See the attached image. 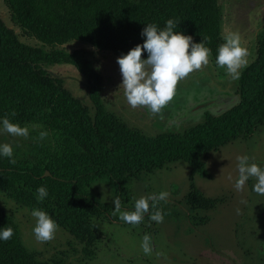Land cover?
I'll list each match as a JSON object with an SVG mask.
<instances>
[{
	"label": "trees",
	"instance_id": "16d2710c",
	"mask_svg": "<svg viewBox=\"0 0 264 264\" xmlns=\"http://www.w3.org/2000/svg\"><path fill=\"white\" fill-rule=\"evenodd\" d=\"M5 5L12 21L42 46L78 42L118 58L143 43L144 25L163 28L169 19L177 23L174 31L196 43L203 39L214 60L224 43L218 0H5ZM57 65L72 66L84 78L90 107L47 71ZM101 84L94 67L76 53L26 45L0 19V118L29 132L12 147V162L0 157V194L19 207L47 212L84 262L94 258L101 239L94 222H121L98 203L93 186L99 181L112 184L121 210L132 211L131 183L184 162L190 170L189 188L175 204L192 227L209 223L201 214L221 201L203 196L193 177L206 176L212 154L251 140L264 127V31L256 37L253 60L240 74L235 104L219 114H204L201 123L180 133L151 138L131 128L101 105ZM41 132L47 133L43 139ZM42 186L48 196L38 201ZM157 208L163 220L174 218L166 201ZM155 210L150 208L141 223L155 227L148 218ZM5 226L13 229V236L0 241V264H48L22 246L17 225L0 209V227Z\"/></svg>",
	"mask_w": 264,
	"mask_h": 264
},
{
	"label": "rangeland",
	"instance_id": "374dc122",
	"mask_svg": "<svg viewBox=\"0 0 264 264\" xmlns=\"http://www.w3.org/2000/svg\"><path fill=\"white\" fill-rule=\"evenodd\" d=\"M218 5L222 14L223 37L230 33L239 35L241 46L248 51L247 63L239 70L241 74L254 58L256 37L264 31V0H218ZM0 19L22 43L47 52L76 53L93 66L102 78L101 105L146 137L152 138L167 131L183 132L201 123L204 114L222 113L236 102L234 92L239 78L233 79L209 55L207 65L177 82L173 99L160 113L152 114L141 107L132 108L121 86L117 57L78 42L61 47L42 46L12 21L5 0H0ZM47 71L61 79L74 98L90 107L85 80L72 66L57 65ZM19 139L20 136L0 133V143L12 147L19 145ZM240 156H248L250 163L264 168V127L251 140L235 142L212 154L205 166L206 176L193 177L194 187L203 196L221 201L215 209L201 214L208 216L209 223L197 227L189 224L183 208L175 204L189 188L190 170L184 162L172 164L127 187L133 203L141 196L168 194L164 201L175 216L161 223L154 221L155 227L146 222L135 226L123 222L119 213L113 211V200L117 197L112 184L106 181L94 184L98 203L111 217L121 222H94L101 239L90 261H82L79 248L60 229L52 240L38 242L32 232L35 219L31 211L15 205L2 194L0 209L17 225L22 246L35 251L43 263L264 264V193L253 190L254 178L249 179L241 190L235 188L239 176L237 158ZM145 234L151 237L152 252L149 255H145L140 247Z\"/></svg>",
	"mask_w": 264,
	"mask_h": 264
},
{
	"label": "clouds",
	"instance_id": "9594fccd",
	"mask_svg": "<svg viewBox=\"0 0 264 264\" xmlns=\"http://www.w3.org/2000/svg\"><path fill=\"white\" fill-rule=\"evenodd\" d=\"M177 23L169 19L163 28L154 23L144 25L141 32L143 43L130 49L127 54H121L116 63L122 77L125 99L130 107H141L152 114L160 113L161 109L170 102L174 95L177 82L187 77L193 71L199 70L208 64L210 49L202 39L200 43L193 41L180 31H174ZM146 55V58H142ZM248 51L241 46L240 37L230 33L224 37V43L217 49L216 64L226 69L233 78L238 79L239 70L247 63ZM0 133L11 136L28 137V128L11 123L7 118H0ZM46 132L40 133L43 139ZM0 157L9 158L12 162L13 148L10 144L0 143ZM238 159L239 176L235 181V188L241 190L249 179L254 178L253 190L264 193V168L256 163H250L248 156ZM168 194H150L136 199L132 211H122L119 198L113 200L114 212L119 218L130 225L140 224L150 208L156 209L149 215L151 221L163 222L164 216L157 208V203L165 199ZM48 196L46 187L37 189V200L43 201ZM31 216L35 219L32 232L38 242L52 240L58 229L56 222L50 215L34 208ZM13 236L11 227H0V241H7ZM140 247L145 255L152 252L151 237L145 234Z\"/></svg>",
	"mask_w": 264,
	"mask_h": 264
},
{
	"label": "water",
	"instance_id": "95a60500",
	"mask_svg": "<svg viewBox=\"0 0 264 264\" xmlns=\"http://www.w3.org/2000/svg\"><path fill=\"white\" fill-rule=\"evenodd\" d=\"M45 176H48V174L46 173Z\"/></svg>",
	"mask_w": 264,
	"mask_h": 264
}]
</instances>
